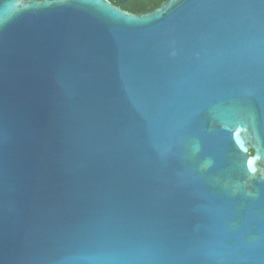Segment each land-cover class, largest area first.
<instances>
[{"label": "water", "instance_id": "1", "mask_svg": "<svg viewBox=\"0 0 264 264\" xmlns=\"http://www.w3.org/2000/svg\"><path fill=\"white\" fill-rule=\"evenodd\" d=\"M0 264H264V0H0Z\"/></svg>", "mask_w": 264, "mask_h": 264}, {"label": "flooded vegetation", "instance_id": "2", "mask_svg": "<svg viewBox=\"0 0 264 264\" xmlns=\"http://www.w3.org/2000/svg\"><path fill=\"white\" fill-rule=\"evenodd\" d=\"M110 2V4H113L114 6L120 7L122 10L127 11L129 13L132 14H143L146 13L145 11H141L140 8H133V3H135V0H127L124 4H120L118 0H108ZM149 4L146 7L149 11L154 7V1H159V0H148ZM162 1V0H161ZM165 0H163L162 2H164ZM128 6V8L133 9V11H130L128 9H125L123 7ZM147 11V12H149Z\"/></svg>", "mask_w": 264, "mask_h": 264}, {"label": "trees", "instance_id": "3", "mask_svg": "<svg viewBox=\"0 0 264 264\" xmlns=\"http://www.w3.org/2000/svg\"><path fill=\"white\" fill-rule=\"evenodd\" d=\"M136 2L135 3H133V8H140L141 9V11H145V12H147V11H149L146 7L148 6V0H135ZM163 1V0H162ZM162 1L161 0H159V1H154V7L151 9V10H153V9H155V8H157L161 3H162ZM123 8H125V9H128V10H130V11H133V9H130V8H128V6H126V7H123ZM150 10V11H151Z\"/></svg>", "mask_w": 264, "mask_h": 264}]
</instances>
